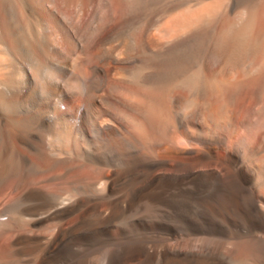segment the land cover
Listing matches in <instances>:
<instances>
[{
    "label": "bare ground",
    "instance_id": "obj_1",
    "mask_svg": "<svg viewBox=\"0 0 264 264\" xmlns=\"http://www.w3.org/2000/svg\"><path fill=\"white\" fill-rule=\"evenodd\" d=\"M0 264H264V0H0Z\"/></svg>",
    "mask_w": 264,
    "mask_h": 264
}]
</instances>
